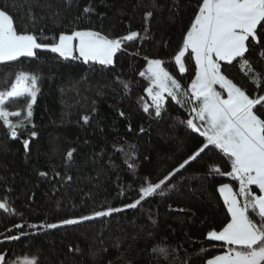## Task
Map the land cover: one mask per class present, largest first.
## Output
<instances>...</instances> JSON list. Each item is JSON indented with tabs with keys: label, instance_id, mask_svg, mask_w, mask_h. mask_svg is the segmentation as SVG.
I'll return each mask as SVG.
<instances>
[{
	"label": "trees",
	"instance_id": "obj_1",
	"mask_svg": "<svg viewBox=\"0 0 264 264\" xmlns=\"http://www.w3.org/2000/svg\"><path fill=\"white\" fill-rule=\"evenodd\" d=\"M90 2L96 11L82 15ZM0 6H7L18 30L27 28L40 36L42 29L43 37L57 38L73 28L100 31L111 38L129 31L144 36L145 13H153L147 21V36L126 42L113 65L66 61L48 50H37L35 58L0 64V90L10 86L19 70L40 76L32 124L21 130L20 138L11 139L0 122V198H6L16 213L0 211V251L12 260L35 256L39 264H162L150 251L157 244L171 245L181 259L187 254L192 264L203 263L198 257L201 247L208 249V257L224 251L213 247L220 242L207 241L206 233L219 230L229 218L219 183H231L234 190L238 183L227 176L208 175L210 166L230 171V162L216 149L206 150L181 170L171 180L174 187L163 196L147 198L137 209L56 229L25 226L26 236L14 242L5 240L9 234H20L13 227L16 224H59L108 207L123 208L138 198L146 177L158 182L203 138L180 123L189 118L187 103L181 106L169 97L160 118L144 113L143 102L151 103L144 91L149 81L139 75L146 68L145 57L162 59L182 90L187 88L194 76V62L186 57L189 70L180 73L173 56L190 24L196 0H178V7L177 0H73L71 7L65 0H0ZM30 13L36 17L34 26L29 22ZM77 16L81 17L78 21ZM43 37L38 42H52ZM229 76L249 90L255 87L239 65ZM120 81L129 88L124 89ZM7 107L21 110L23 102H10ZM120 111L126 116L121 117ZM85 115L90 117L87 124L82 120ZM32 131L37 133L35 137L29 135ZM24 139L30 140L27 160ZM132 145L135 169L128 168L125 155ZM72 148L77 150L73 160L66 161ZM40 172L48 175L41 177ZM68 175L73 177L71 181L64 179ZM77 247L80 252L75 251ZM92 251L99 252L95 260L89 255Z\"/></svg>",
	"mask_w": 264,
	"mask_h": 264
},
{
	"label": "snow or ice",
	"instance_id": "obj_2",
	"mask_svg": "<svg viewBox=\"0 0 264 264\" xmlns=\"http://www.w3.org/2000/svg\"><path fill=\"white\" fill-rule=\"evenodd\" d=\"M65 2L71 7L73 0ZM95 11L90 2L84 7L82 15H90ZM53 15L60 18L59 13ZM152 16L151 11L145 13L144 36L138 31H129L126 35L111 38L100 31L73 28L71 31L61 32L57 38L43 37L42 29L40 36L27 28L18 30L15 18L7 6H0V64L16 62L21 57L35 58L37 50H48L66 61L71 59L81 60L85 64L92 62L104 66L113 65L114 57L126 42L147 36V21ZM80 18L77 16L75 20ZM29 22L33 26L36 22V17L31 13ZM41 37L51 39L52 42H38ZM186 57L194 62V76L183 90L178 80L166 69L164 60L145 57L147 67L139 75L149 81V86L144 91L151 103L141 97L144 101L142 109L144 113L160 118L166 111L165 105L169 97L181 106L187 103L189 118L180 123L191 130V133H197L203 138L200 145L158 182L153 183L146 177L138 189V198L123 208L108 207L79 219H64L59 224H16L13 227L20 234H9L5 236L6 241L14 242L20 240L21 236H26L27 233L23 231L25 226L33 229H56L61 225H75L108 217L125 209H137L147 198L163 196L166 189L174 187L171 180L181 170L197 161L206 150L216 149L230 162V171L210 166L208 175L230 177L238 183V190H234L229 183L219 185L218 191L229 218L219 230L212 229L206 233L207 241L220 242L213 244V247L225 250L222 254L208 257V249L201 247L198 257L203 260V264H264V94H260L264 92V0H196L190 24L183 32L181 43L173 56L180 73L189 70L185 63ZM236 65H239L247 80L255 85L252 90L242 83L234 82L235 78H230L229 73ZM39 80L38 74L19 70L10 86L0 90V122L8 129L9 137L13 140H18L21 130H26L32 124ZM120 83L124 89L129 88L127 82ZM14 101L23 102L21 110L8 109L7 104ZM119 115L126 116L123 111ZM82 120L87 124L90 117L85 115ZM128 130H132L130 123ZM139 130L145 131L143 127ZM29 135L35 137L37 133L32 131ZM22 143L27 160L30 140L24 139ZM129 149L125 153L128 158L126 162L129 169H135V163L131 162L135 146H129ZM76 151V148L68 150L66 161H72ZM118 151L125 152L124 148H119ZM39 175L46 177L48 174L40 172ZM64 179L71 181L73 177L68 175ZM252 186L258 189V193ZM0 211L16 214L6 198H0ZM115 247H119V242ZM69 251L73 249L70 247ZM75 251L80 252L81 249L77 247ZM101 251L106 252L107 249ZM150 251L162 264H168L169 260L174 264H192L190 256L186 254L184 259L179 258L176 255L177 249L171 245H153ZM89 255L95 260L99 252L92 251ZM0 264H39V259L25 256L12 260L6 252L0 251Z\"/></svg>",
	"mask_w": 264,
	"mask_h": 264
},
{
	"label": "rangeland",
	"instance_id": "obj_3",
	"mask_svg": "<svg viewBox=\"0 0 264 264\" xmlns=\"http://www.w3.org/2000/svg\"><path fill=\"white\" fill-rule=\"evenodd\" d=\"M115 38H117V37H115ZM78 53H76V55H77ZM146 67H147V65H146ZM178 67V66H177ZM178 70H179V68H178ZM171 74V73H170ZM172 75V74H171ZM175 78V77H174ZM179 82V81H178ZM191 82V81H190ZM190 82L188 83V84H190ZM180 84H181V82H179ZM1 90H3V89H1ZM222 183H228V182H221V183H219V185L220 184H222ZM231 184V183H230ZM219 185H218V188H219ZM210 230H212V229H210ZM217 230V229H216ZM223 253V251L221 252V253H219V254H222ZM217 255V254H216ZM211 257V256H210ZM201 264H203V263H201Z\"/></svg>",
	"mask_w": 264,
	"mask_h": 264
}]
</instances>
